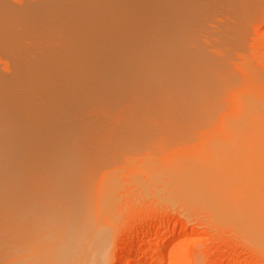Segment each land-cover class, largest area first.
Listing matches in <instances>:
<instances>
[{
    "label": "bare ground",
    "instance_id": "obj_1",
    "mask_svg": "<svg viewBox=\"0 0 264 264\" xmlns=\"http://www.w3.org/2000/svg\"><path fill=\"white\" fill-rule=\"evenodd\" d=\"M137 1L132 3L136 5ZM159 1L169 7L167 12L164 10L167 6L162 9ZM159 1L143 2L150 6L155 3L152 7L155 9L148 8L154 16L147 14L149 10L137 14L138 9H131L133 12L129 14L121 9L112 15H102L91 0H53L52 8L41 7L32 0L31 8L12 5L18 9L11 8L10 14L9 7L0 6V19L5 20L0 22V61L7 58L4 68H0V264H106L113 193L121 187L119 182L126 175L132 177L131 180L126 176L128 180L143 185L144 179H150L151 188L164 181L168 189L165 191V185H160L164 188L160 191H174L177 196L187 197L186 191L189 194V189L197 188L199 193L194 195L199 196L195 198L200 200V195H205L203 201L213 203L212 212L220 209L216 216L229 214L237 197L202 188V177L196 176L195 170L186 164L194 160L202 164V159L209 156L200 149L179 151L182 148L175 145L178 139L174 131L179 128L185 132L189 129L184 134L180 129L182 132L178 134L186 143L189 139L194 143L212 137L213 133L204 130H235L229 142L247 148L243 146L237 152L238 147L229 145V150L212 151L213 156L235 164L234 167L241 163L237 166L239 171L258 176L254 181L259 186L254 191L263 190L260 187L264 184V75L239 60L246 45L244 37L240 34L235 37L223 29L207 33L208 26L202 27L203 32L200 18L196 22L191 14L190 0ZM156 3L163 10L162 15L159 10V14L153 13L157 10ZM129 5L131 8L132 4ZM56 6L61 11L57 12ZM146 127L153 131L173 128L176 135L170 132L176 140L169 132L160 137V130L161 133L155 130L160 133L156 136L152 131L150 137L148 131H141ZM114 128L120 133L116 134ZM124 128H137L139 136L128 135L129 130L125 132ZM109 129L114 134L107 133ZM126 134H132L137 142L139 137L138 144L143 146L146 142L154 145V151L129 145L133 139L129 140ZM182 134L186 136L183 138ZM221 136L225 138L224 134ZM192 144L186 149L191 150ZM130 147H133L131 154ZM129 154L138 156L143 168L131 169L129 160L133 158ZM150 157L154 158L153 165L148 164L147 168L143 164ZM161 170L164 177L159 173L160 179ZM179 174H185V182L189 179L184 188L177 186ZM242 183V191L249 192V184ZM254 191L250 192L253 205L264 196V190L261 196H254ZM191 199L190 204L197 203ZM238 203L237 209L234 207L237 212L233 210L236 220L232 211L231 218L226 214L222 219L240 226L238 229L247 235L250 215L259 209L254 205L251 211V204H245V208L241 199ZM212 205L218 209L212 210ZM222 206L228 210H222ZM242 208L249 214L241 215ZM240 216L245 221L241 225ZM243 223L248 224L244 225L246 228ZM255 225L248 229L257 235L256 229L251 231ZM253 236L249 235V240ZM148 251L147 248L133 251L129 254L130 263L143 264ZM155 260L158 258L151 255L146 263Z\"/></svg>",
    "mask_w": 264,
    "mask_h": 264
},
{
    "label": "rangeland",
    "instance_id": "obj_2",
    "mask_svg": "<svg viewBox=\"0 0 264 264\" xmlns=\"http://www.w3.org/2000/svg\"><path fill=\"white\" fill-rule=\"evenodd\" d=\"M22 1L23 0H21V2H20V0H16V1L11 0V3H10L9 0H0V6L2 5L5 9H7L9 7L10 9L8 8L7 10L9 11L8 14H10L13 12L11 10V8L12 9L16 8V10L18 8L20 9V7L23 9H27L26 6L28 8H31V6L29 7V5L34 4L32 2V0H30V1L26 0L25 3L21 4ZM35 1L37 2V4L39 6L44 7V8H48V7L52 8L53 6H55L53 4V0H35ZM122 1H124V0H121L120 3H119V0H91V2L94 3V6L101 12V14L106 15V16L115 14L116 10L117 11L123 10V11H126L127 14H129V11L132 13L133 12L132 10H136V9H138V10H136L137 14L140 13L141 15H143L142 14L143 12H146L149 10L148 12H150V13H147V14L153 15V14H151L152 13L151 11L153 9H155V8L152 9V7H155V5H154L155 3L153 4V2H157V0H155V1L154 0H148V2L153 1L152 2L153 5L150 6L149 4L151 2L149 4H146L147 2L143 3L144 0H143V2L141 0L140 1L139 0L138 1L137 0H129V1L125 0V3H123ZM127 1L129 2V4H132L131 8H130V5L126 3ZM135 1L138 2L137 3L138 6H137V4L135 5V3H136ZM190 1L192 2L191 14H192L193 18L196 19V22L200 18L201 21L199 20V22H202L200 25V29L202 27L204 29H207V26H208L209 29L206 30L207 33H208V30H211L209 32L210 33L212 32V34H214L216 30L221 31L223 29V31H225V32L230 31L231 34L235 37L239 34H240L239 36H243L244 39H243V37H242V39L244 40V42H246L245 43L246 45H244V48H242V50L239 49V51L241 50L240 55H242V56H238L239 60L241 62L245 63L248 68L250 67V69L252 68V69H254V71L258 72L259 74L264 75V0H190ZM3 2H5V3H3ZM18 2H20V3H18ZM132 2H135V3H132ZM157 3H159L160 6L162 4L160 1ZM157 3H156V5H157ZM119 4L122 7L119 6ZM159 4L156 6L157 10L155 12L153 11L154 14H156L158 12L161 14V11H163V10H161L160 7H158ZM12 5H14V6L16 5L18 8L14 7ZM162 5H163V6H161L162 9H164L163 8L164 5L167 6L165 3H163ZM141 6H145V7H141ZM149 6L151 8V11H150V9H148ZM56 7H57V12L61 11L58 6H56ZM123 7H126V9ZM166 9L169 10V7L167 6L164 9L167 12L168 10H166ZM195 19H194V21H195ZM2 20L0 19V22L5 21V20H3V21ZM140 22L143 23V21H140ZM140 22L136 21V23H138V24ZM9 23H12V20ZM203 24H205V25H203ZM10 26L12 27V25H10ZM159 26L160 25L158 24V29H161L162 27L159 28ZM153 27H155V26H153ZM156 27H157V25H156ZM142 28L144 29V27H141V29ZM203 28H202V31H203ZM147 29H149V27H147ZM151 29H154V28H151ZM244 30L246 32H244ZM203 32H205V31H203ZM244 42H242V43L244 44ZM1 56H2V54H1ZM240 58H242V60ZM6 59L7 58L5 56V59L2 58V62L0 61V66L2 65L0 67L1 69L4 68L5 65L3 62H4V60L6 61ZM243 60H246V61H243ZM117 129L118 128H114L116 134L120 133V132H117ZM151 129L146 127V129L143 128V129H141V131H143V130H145L143 132L148 131V134L151 137L152 136L151 132L153 131V129L152 130ZM164 129H166L167 133L165 130L162 129L163 130L162 131L161 129H159L162 132V134H160L161 132L158 130V128L154 129L153 136H156V133H157L156 131L158 130L160 133L158 132L157 134H160V137H163L164 133L166 135L170 133L171 134L170 136L172 137L173 134L170 131L173 128H170V129L164 128ZM180 129L183 131V132L182 131L181 132L184 134V132H185L184 129L179 128V130ZM228 129L227 128H219V129H214L212 131L211 130H204V132L213 133V135H212L213 138L209 137V138H204L203 140H196V142H194V143L190 139H189L190 142L187 141V143L185 140L184 141L181 140V138L178 137L179 136L178 134H181V132H179L178 129L174 130L177 132V135L173 130L172 131L177 136V137L175 136L176 139H178V141H177L178 143H175V145L180 144L178 147H179V149L182 148L181 150L178 149L179 151L196 152L197 149H200V150H204L203 151L204 155L206 154V156H209V157H206L205 159H202V162H203L202 164L198 163L199 161L197 162V160L196 161L194 160V162L190 161L188 164H186L187 168H189L190 170H195L196 176L202 177L200 184H201L203 189L206 187L204 190L212 189L210 191H212L213 193H215L214 191H216V192L224 194L225 196H228V194L232 195V193H233V197L238 198V200L236 198L235 202L239 205L238 202L241 199L242 203H240V204H242V205L244 204L243 206L245 208L247 205L251 204V207L249 206L251 208V211H253L252 209L254 208V205H256L255 207H257V210L259 209V211L257 212L255 210L254 211L255 214L251 212L252 215L254 214V216L250 215L251 216L250 219L248 218V217H250L249 215L247 217L245 215V217L247 219H249L250 221L255 220L253 222L248 221L247 223L250 225V226H248V228H251V226L253 228L254 227L253 225L256 223V225H255L256 228L251 229V231L256 229L255 231H256L257 235H255L254 232L251 233L250 230L248 228H246L248 225L247 223H246V225L243 223V227L245 225L246 227H244V228H246V231L248 230V234L246 235L244 230L241 231L240 229H238L240 227L238 224L237 225L239 227H237L236 224L233 225V224L229 223V221H227L228 219L223 220L224 217H227V215L230 216V218H231L230 212L232 211V213H233V210L235 211L237 209V207L235 206L236 203H234V207L236 209L234 207H232L233 208V209L231 208L232 210H229V212L227 211L229 214L226 213L227 214L226 215L223 212V214H225L224 217L223 216L220 217L219 214H218L219 217L216 216V213H218L217 211H219L220 209L217 210L218 207H216V206H218V204H216L217 202L215 203V201H214V203L216 206L212 205V208H213L212 210H214V208H215L217 211L216 210H214L216 212L211 211V204H213V203L211 201H208V203H207L206 200H204L205 201L204 202L203 197H205V195L204 196L200 195L202 197V199H200V200H202V202L204 203V205H203V203L201 205V203H200L201 201L197 200L198 198L197 199L195 198V197H198L199 195L198 196L194 195V194L199 193V190L194 187L195 184L193 185V188H195V190L192 189V191H191V189H189L190 195L188 194V191H186L187 192V194H186V192L184 191V190H186V188H185L182 192L185 193L187 195V197H183V195H180V194H178V196L180 195V197H178L176 195L177 192L172 191L171 192L172 195H173V193H176L175 194L176 196L175 195L172 196L170 192L164 193V191H163V193H162V191H160V189L163 190L164 188L166 189L168 187V186L166 187V183L163 184L164 181L163 182L161 181L162 183H160L161 187H164V185H165L164 188H160L159 187L160 185L157 182L158 187H156L157 183L154 184L155 186H152V188L154 187V189H155L154 190L151 188V184H153V182L152 183L149 182L150 179H146L148 181H146L144 179L143 183H145V184L143 185V184H138L136 182H132L131 181L132 177L126 175L129 177V179L131 178V180H128L127 179L128 177L126 178V176H124V174H123V176L125 178V179L123 178L124 180L121 178V177H123L121 175H120L121 177L120 176L119 177L121 178L122 181L120 180V182H119V180H116L118 186L120 183L121 187L120 188L117 187V189L118 188L119 189H118V191L116 189L117 193H116V191L114 192L116 194L113 193V197L115 196L114 199L116 200V202H115V200L113 201L114 207H112V209H111L112 212H110V213H112V215H110L111 220L109 221V223H110V225H112L111 226L112 230H111V234H110V238H109V241H110L109 242V248H108L109 254H108L106 264H131L129 261V258L132 255H129V254L130 253L133 254V251L136 252L138 250H141V248H142V250H144L146 248L150 250L143 257L142 262H144L145 264H264V249H263L264 248L263 247V245H264V239H263V237H264L263 236L264 235V196L260 197L261 202L259 200L258 201L256 200L257 197L256 198L254 197L255 198L254 200H256V204L254 203V205H253V197H251V193H250L251 191H254V189H258L257 186H259V184L256 183L257 182L256 178H258V176L256 177V175L254 176L253 174H251L250 172H248L246 170H245V174H243L244 172L239 171L240 169H238V167L241 165V163H240V165L237 164L238 167L237 166L234 167L235 164L228 163L225 160H223V158L218 159V158L214 157L213 153H212V151H214V153H215L217 150L221 151L222 149H225V148L228 149V147H230V146H235L238 148L241 146L239 149L236 148L237 152H241V148L243 149L244 145L238 146L239 143L233 145L232 142H229V139H230L229 137H231V134H233L235 132V130L231 129V131H229ZM114 130L110 131V129H109L108 130L109 132L107 131V133L112 135ZM126 130H129V131L131 130L130 132L128 131V133H127L128 135H129V133H132L134 136L136 134L137 135L139 134V131L137 130V128H135V129L134 128L133 129L124 128L125 132H126ZM132 130L135 131V134H134V131L132 132ZM118 131H120V130L118 129ZM121 131H122V129H121ZM187 131H189V129H186V132ZM223 131L226 134L223 133ZM218 132H219V134H218ZM220 132H222V134H220ZM127 134H126V136H128ZM132 134H130V136H128L129 140L131 139V141L133 139ZM140 134L143 136L146 133L141 132ZM183 134H182V137L184 138L186 136V134H185V136H183ZM223 134L225 135L226 139L223 136H221ZM166 135H165V139H166ZM214 135H215V137H214ZM218 135L220 137L216 138V136H218ZM145 136H144V138H145ZM149 136H147L146 139H148ZM137 138H138V142H137L135 137H134L135 141L133 139V142H135V143H133V142L128 143L129 142L128 139L126 141L131 146L135 147L137 145H140L142 147V149H147V150L152 149V151H154L153 150L154 145L149 146V144H147L148 142H146V144L148 146L146 144H144V146H143V144H138L139 142L141 143V141H140L139 137H137ZM140 138H143V137H140ZM173 138H174V136L172 137V139ZM176 139L174 138V140H176ZM220 139L224 140V141L221 142ZM227 139H228V141H227ZM205 140H207V141H205ZM180 141H182V142H180ZM218 141H220V142H218ZM174 142H176V141H174ZM188 142H189V144L193 143L192 146L190 145V148L192 147L191 150L189 148H188L189 150L186 149L187 147H189ZM142 143H145V142L142 141ZM206 143L208 144V146H206L207 145ZM186 144H188V145H186ZM164 145L168 148L167 144L164 143ZM164 145L162 144V147H164V149H165L166 147ZM183 145H184V147H183ZM201 145H203V146H201ZM226 145H228V146H226ZM162 147H159V150L160 149L164 150ZM214 147H216L217 149ZM244 148H247V147L244 146ZM192 149H194V150H192ZM231 149L234 150L233 147H231ZM128 150H129V153L131 154L133 152V147L128 148ZM131 157L133 158V160H131V159L129 160V165H132L131 169H134V167L135 168H138V167L143 168L141 164L139 165L140 158L138 156L134 157L133 155H130L129 158H131ZM152 158L150 157L149 161L148 160H147V162L145 161L146 163L144 162L143 166H147V168L148 167L150 168L149 165H153V164H151ZM137 163H138V165H134ZM218 164L220 167L218 166ZM220 164L223 167L224 166L225 167L223 168ZM199 165H201V166H199ZM228 165L231 167H229ZM236 167H237V169H236ZM159 168H161V167H159ZM163 168H164V166H163ZM144 169H145V167H144ZM138 170H140V169H138ZM199 171H201V172H199ZM216 171L217 172L219 171V172L217 173ZM161 172H163V170L159 171L158 174ZM240 174H242L241 177L239 176ZM160 176L161 175L159 174L158 177L160 179H161V177H164V173L162 174L161 177ZM207 176H208V178H207ZM216 176H217V178H216ZM185 178H186L185 174L183 176H181L179 174L176 177V180L177 181L179 180L178 183L180 185L177 184V186H181L182 188H184V184H186V182L189 181V179H188L185 182V180H186ZM116 179H119V178H116ZM160 179L158 180L159 182H160ZM243 179H245V181H243ZM254 179H256V180L254 181ZM162 180H163V178H162ZM147 182H149V184L150 183L151 184L148 185ZM242 182H244V185H245V183L249 184L248 190H249V188L251 190H249V192L246 191L248 194L245 193V191L244 192L242 191V189H243V186H242L243 183ZM249 182H251V183H249ZM255 183H256V185H255ZM146 184L148 187L146 186ZM162 184H163V186H162ZM208 184H210V185H208ZM213 184H214V186H213ZM139 185H142V186H139ZM254 185H255V187H253ZM263 185L260 188L264 190ZM145 186H146V188H145ZM181 187H180V191H181ZM158 188H159V190H158ZM167 189L165 191H167ZM261 189H259V191ZM245 190H246V188H245ZM177 191H179V189ZM257 191L253 192L255 194L254 196H258L262 192V191H260L258 193ZM200 194H203V193L201 192ZM261 194H260V196H261ZM263 194H264V191H263ZM188 196H191V197H188ZM191 198H194L193 200L197 201V203L194 202V204L193 203L190 204L189 203L190 201L193 202ZM242 199H245V203H243L244 201ZM188 200H189V202H188ZM114 202H115V204H114ZM259 202L261 203V205ZM205 203H207L210 206L207 207V205ZM196 204H199V205H196ZM245 204H246V206H245ZM242 205H240V206H242ZM258 205H260V206H258ZM219 206H221L220 203H219ZM252 206H253V208H252ZM225 207H227V206H225ZM222 208H223V206H222ZM245 208H242L244 211L242 209H240L241 215H242V213L249 214L247 209H245ZM250 208H249V211H250ZM225 209L228 210V207L223 208L222 210H225ZM238 210H239V208H238ZM219 212H221V211H219ZM235 212H237V210ZM256 212H257V214H256ZM235 214L233 213V215H232V218H234V221L236 220L235 217H237V215H235ZM238 214H239V212H238ZM259 214H260V216H259ZM261 217H263V218H261ZM240 218H241V216H240ZM240 218L238 217V220H241L240 221V225H241L242 224L241 222H242V220L244 221V219L243 218L240 219ZM258 228H259V231H258ZM241 229H242V226H241ZM260 229H262V230H260ZM173 232H174V234H173ZM145 233H146V235H145ZM172 234H173V236H171ZM261 234H263V235L260 236ZM249 235L250 236L254 235L252 237L253 240L252 239L249 240L251 238V237L248 238ZM134 237H135V239H134ZM254 239H256L255 241H257V242H254ZM261 243H262V247L260 246ZM135 246H137V247H135ZM161 246H162V248H161ZM258 246H260V247H258ZM127 248H128V250H127ZM151 255H154L155 257H157L158 260H155L156 262L153 261L151 263H146V260L149 259V257Z\"/></svg>",
    "mask_w": 264,
    "mask_h": 264
}]
</instances>
